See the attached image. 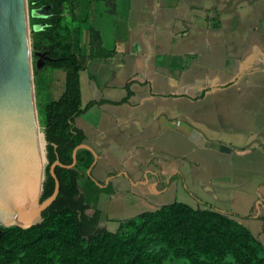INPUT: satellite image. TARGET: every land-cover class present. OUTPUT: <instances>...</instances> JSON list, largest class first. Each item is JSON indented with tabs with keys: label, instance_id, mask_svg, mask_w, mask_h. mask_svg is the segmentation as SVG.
<instances>
[{
	"label": "crops",
	"instance_id": "1",
	"mask_svg": "<svg viewBox=\"0 0 264 264\" xmlns=\"http://www.w3.org/2000/svg\"><path fill=\"white\" fill-rule=\"evenodd\" d=\"M65 5L87 57L81 106L95 102L74 122L96 154L94 181L87 171L78 186L87 212H101L98 228L205 202L264 247V0ZM91 28L111 56L88 58ZM55 87L41 98L58 99Z\"/></svg>",
	"mask_w": 264,
	"mask_h": 264
},
{
	"label": "trees",
	"instance_id": "2",
	"mask_svg": "<svg viewBox=\"0 0 264 264\" xmlns=\"http://www.w3.org/2000/svg\"><path fill=\"white\" fill-rule=\"evenodd\" d=\"M66 1L29 0L30 9L48 7L45 18L30 15L32 26L45 24L38 31L33 27V52L47 54L42 69L65 73L63 93L42 107L49 166L41 201L54 190L50 166L57 156L64 165L55 168L60 191L43 211L41 223L26 229L1 227L0 264H164L165 254L190 264H264L262 246L251 232L233 214L205 202L203 209L179 201L163 205L121 220L115 231L98 228L100 210L87 214L89 205L80 194L78 180L93 165L94 154L79 149L76 165L65 166L72 164L74 149L86 142L74 120L95 102L81 106L80 71L87 57L78 55L72 32L64 25ZM89 43L88 58L114 53L103 48L101 35L93 28ZM88 179L93 180L91 174Z\"/></svg>",
	"mask_w": 264,
	"mask_h": 264
},
{
	"label": "water",
	"instance_id": "3",
	"mask_svg": "<svg viewBox=\"0 0 264 264\" xmlns=\"http://www.w3.org/2000/svg\"><path fill=\"white\" fill-rule=\"evenodd\" d=\"M40 14V8L31 11L33 17ZM46 58L41 56L36 66ZM38 134L28 1L0 0V234L2 226L26 229L41 223L43 211L59 194L55 168L64 165L57 156L50 166L54 190L43 201L40 191L37 213L28 217L40 179ZM83 148L94 154L95 163V152L83 143L74 149L73 162L66 168L76 165L77 151Z\"/></svg>",
	"mask_w": 264,
	"mask_h": 264
},
{
	"label": "rangeland",
	"instance_id": "4",
	"mask_svg": "<svg viewBox=\"0 0 264 264\" xmlns=\"http://www.w3.org/2000/svg\"><path fill=\"white\" fill-rule=\"evenodd\" d=\"M28 1V8H29V0ZM67 5H65L64 7V12L67 13L66 10ZM33 9H38V8H33ZM33 9L29 8V28H30V39H31V43H32V37H33V27L36 31L42 29L45 24H35L34 26H32L31 22H30V15H31V11ZM41 9V14L38 17L35 18H45L48 16V7L46 6H42L40 7ZM64 25L67 28H69L72 32V39L74 41V43L76 42V31H77V27H75L74 25H72L71 23H69V18L65 17L64 18ZM76 46V43H75ZM31 51H32V63H33V83H34V90H35V104H36V109H37V118H38V135L42 136V139H44V147H43V151H44V161L42 164V168H43V175H42V180L43 183L42 184V189L40 188L41 191V195L43 192V184L44 181L46 179V171L47 168L49 166V159H48V141L46 140L45 137V127L43 125L42 122V107L43 105L46 103L47 101V97L44 98V100L41 98L40 93L41 91H47L48 87L52 84L56 89V93L59 91V89H61L63 87H65V73L62 70H53L50 68H45L42 69L44 66V62L45 60H43V64L40 68H38L36 66V62L37 60L41 57V56H47L46 53H41V52H33L32 49V45H31ZM39 69L38 71L36 69ZM42 69V70H41ZM53 89V87H51ZM64 91V90H63ZM63 93V92H62ZM55 94L52 93L51 97H54ZM42 171V170H41ZM40 195V193H39ZM41 195H40V200H41ZM39 201V198H38ZM205 206V205H204ZM93 213L92 212H87V214L91 215ZM153 248L155 250H159L160 246L159 245H154ZM164 264H190L188 261L184 260V259H173L172 256L170 254H165V261Z\"/></svg>",
	"mask_w": 264,
	"mask_h": 264
},
{
	"label": "bare ground",
	"instance_id": "5",
	"mask_svg": "<svg viewBox=\"0 0 264 264\" xmlns=\"http://www.w3.org/2000/svg\"><path fill=\"white\" fill-rule=\"evenodd\" d=\"M44 139H42L41 135H38V144H39V158H40V179H39V183H38V187H37V191L35 194V199L30 207L29 213H28V217L32 218L35 216V214L37 213L38 207H39V193H40V188L42 186L41 182H42V164L44 159V151H43V147H44Z\"/></svg>",
	"mask_w": 264,
	"mask_h": 264
}]
</instances>
